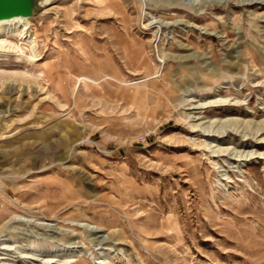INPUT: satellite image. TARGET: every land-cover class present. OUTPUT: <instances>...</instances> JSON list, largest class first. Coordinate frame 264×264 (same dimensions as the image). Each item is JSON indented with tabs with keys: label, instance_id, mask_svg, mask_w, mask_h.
<instances>
[{
	"label": "rangeland",
	"instance_id": "obj_1",
	"mask_svg": "<svg viewBox=\"0 0 264 264\" xmlns=\"http://www.w3.org/2000/svg\"><path fill=\"white\" fill-rule=\"evenodd\" d=\"M257 2L52 0L0 49V257L264 264Z\"/></svg>",
	"mask_w": 264,
	"mask_h": 264
},
{
	"label": "bare ground",
	"instance_id": "obj_2",
	"mask_svg": "<svg viewBox=\"0 0 264 264\" xmlns=\"http://www.w3.org/2000/svg\"><path fill=\"white\" fill-rule=\"evenodd\" d=\"M52 0H39V8L44 9L42 13L35 15L33 17L30 18H23V17H14L11 19H7V20H1L0 21V49H6V50H13V49H17L20 50L19 46L14 44L12 41L15 38L19 39V42H25V40L27 39V37H25L27 31L29 30L26 26L30 25L35 18L37 17H41L42 15H45L50 8L46 9L47 6L50 5ZM71 1V0H70ZM222 0H218V2H221ZM241 3L245 4L246 6L252 3H258L257 1L259 0H239ZM57 6V5H56ZM244 7V6H243ZM42 19V18H41ZM44 19V18H43ZM22 45V44H20ZM25 45L28 47V49H30L32 52H34V50L38 47V42L37 40H30L25 42ZM35 61V60H33ZM5 74H1L0 73V78H3ZM12 77H19V75H11ZM21 77H28L25 75H20ZM1 81V80H0ZM16 83V82H14ZM0 86H1V82H0ZM226 123V122H225ZM200 125H192L193 129H200ZM226 126H222L221 130L222 132L218 133L217 135L212 134L211 137L213 139L216 140H221L224 138V134H227V130H226ZM258 130H256L257 132L261 131L260 128H257ZM211 130V129H210ZM224 152L225 151H220L217 152L219 154H221L220 156L222 157V155L224 156ZM250 157V156H247ZM242 161V160H241ZM19 222V221H18ZM23 222V221H22ZM1 251H10L8 250V248L6 247H2V249H0ZM0 256H7V255H0ZM19 259V258H18ZM23 264H33V262H36L38 264H51V262L46 261V262H39L38 260L33 259V256H25L21 258ZM9 260L5 257H0V264H15L14 261L11 260V262H8ZM20 261V260H19ZM66 264V263H65Z\"/></svg>",
	"mask_w": 264,
	"mask_h": 264
},
{
	"label": "water",
	"instance_id": "obj_3",
	"mask_svg": "<svg viewBox=\"0 0 264 264\" xmlns=\"http://www.w3.org/2000/svg\"><path fill=\"white\" fill-rule=\"evenodd\" d=\"M39 0H0V21L14 17L30 18L43 12Z\"/></svg>",
	"mask_w": 264,
	"mask_h": 264
}]
</instances>
